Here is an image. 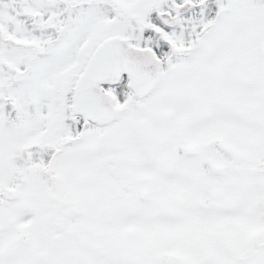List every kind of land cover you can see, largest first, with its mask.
<instances>
[{"label":"snow or ice","instance_id":"obj_1","mask_svg":"<svg viewBox=\"0 0 264 264\" xmlns=\"http://www.w3.org/2000/svg\"><path fill=\"white\" fill-rule=\"evenodd\" d=\"M0 264H264V0H0Z\"/></svg>","mask_w":264,"mask_h":264}]
</instances>
